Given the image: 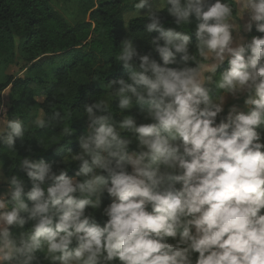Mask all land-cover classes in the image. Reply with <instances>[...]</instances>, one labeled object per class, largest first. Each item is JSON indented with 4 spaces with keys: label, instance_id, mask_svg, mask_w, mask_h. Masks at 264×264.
I'll list each match as a JSON object with an SVG mask.
<instances>
[{
    "label": "clouds",
    "instance_id": "1",
    "mask_svg": "<svg viewBox=\"0 0 264 264\" xmlns=\"http://www.w3.org/2000/svg\"><path fill=\"white\" fill-rule=\"evenodd\" d=\"M128 3L148 48L120 40L60 159L0 161V264H264V0ZM25 135L0 121L12 152Z\"/></svg>",
    "mask_w": 264,
    "mask_h": 264
},
{
    "label": "trees",
    "instance_id": "2",
    "mask_svg": "<svg viewBox=\"0 0 264 264\" xmlns=\"http://www.w3.org/2000/svg\"><path fill=\"white\" fill-rule=\"evenodd\" d=\"M62 2L75 6L86 3L82 9L83 16L89 14L88 20L68 19L54 0H0V60L8 66L20 56L25 62L21 74L0 83V92L10 87L8 119L20 118L26 126L24 144L17 140L18 152L0 145V161L8 175L12 174L8 172L12 164L29 155V146L34 159H60L51 142L61 136L65 125L73 123L77 134L82 131L86 119L82 118V105L90 100L81 93H96L93 99L103 94V84L112 78L109 70L116 68L114 57L122 38L137 36L135 42L148 48L146 40L138 36L143 32L142 18L133 20L128 30L123 26L125 14L134 11L128 0ZM115 74L125 73L118 68ZM93 78L100 82L101 89L98 83H89ZM57 110L64 117L62 121L51 119ZM41 113L46 114L49 123L37 129L32 121ZM67 146L78 150L77 144ZM13 172L24 175L18 168Z\"/></svg>",
    "mask_w": 264,
    "mask_h": 264
},
{
    "label": "rangeland",
    "instance_id": "3",
    "mask_svg": "<svg viewBox=\"0 0 264 264\" xmlns=\"http://www.w3.org/2000/svg\"><path fill=\"white\" fill-rule=\"evenodd\" d=\"M95 3L98 2V0H94ZM54 5L59 8V10L68 17V19L77 20V19H83L86 18L88 20L89 14L87 16H83V7L86 5V3H82L81 6L78 5H72L69 3H63L62 0H54ZM145 11V9H141V12ZM132 11L127 12L126 14L131 13ZM125 14V15H126ZM124 18V17H123ZM25 66V62L21 59L19 56L16 61L10 65H6L1 62L0 60V83H3L7 80V78L11 75H19L21 74V69ZM2 92H7V96H0V106H6L7 111H0V121L7 120L8 119V109L12 104V96L10 93V87L5 89ZM39 101H42V97L38 98ZM231 103V101L229 102ZM1 189V187H0Z\"/></svg>",
    "mask_w": 264,
    "mask_h": 264
},
{
    "label": "crops",
    "instance_id": "4",
    "mask_svg": "<svg viewBox=\"0 0 264 264\" xmlns=\"http://www.w3.org/2000/svg\"><path fill=\"white\" fill-rule=\"evenodd\" d=\"M0 187H1V189H2V187H3V186H2V185H0Z\"/></svg>",
    "mask_w": 264,
    "mask_h": 264
}]
</instances>
